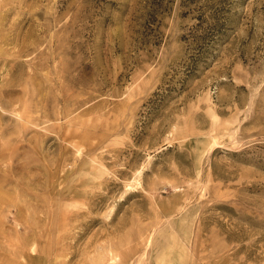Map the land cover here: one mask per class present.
Here are the masks:
<instances>
[{"label": "rangeland", "instance_id": "374dc122", "mask_svg": "<svg viewBox=\"0 0 264 264\" xmlns=\"http://www.w3.org/2000/svg\"><path fill=\"white\" fill-rule=\"evenodd\" d=\"M0 264H264V0H0Z\"/></svg>", "mask_w": 264, "mask_h": 264}]
</instances>
